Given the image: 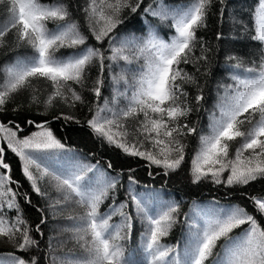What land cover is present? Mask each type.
<instances>
[{
    "label": "snow or ice",
    "instance_id": "obj_1",
    "mask_svg": "<svg viewBox=\"0 0 264 264\" xmlns=\"http://www.w3.org/2000/svg\"><path fill=\"white\" fill-rule=\"evenodd\" d=\"M0 264H264V0H0Z\"/></svg>",
    "mask_w": 264,
    "mask_h": 264
}]
</instances>
